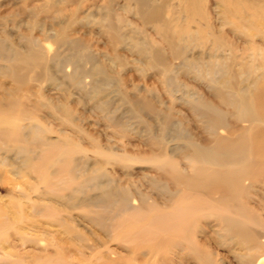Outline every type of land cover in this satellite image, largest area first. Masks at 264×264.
<instances>
[{
	"label": "rangeland",
	"instance_id": "obj_1",
	"mask_svg": "<svg viewBox=\"0 0 264 264\" xmlns=\"http://www.w3.org/2000/svg\"><path fill=\"white\" fill-rule=\"evenodd\" d=\"M153 7L142 21L139 9ZM157 47L159 66L147 60ZM14 54L26 71H11ZM219 57L232 70L228 89L199 78L189 62L212 71ZM68 62L90 69L87 83L68 77ZM260 62L264 0H0V264H182L163 249L140 256L129 245L111 261L103 246L138 228L112 229L123 198L165 207L181 187L177 173L195 164L189 142L264 133V123L238 118L221 99L253 93ZM200 86L224 113L214 126L195 102ZM165 158L175 176L160 165ZM28 159L34 167H23ZM255 174L242 179L260 221L246 226L252 234L228 233L202 213L191 221L204 240L198 249L222 264H240L247 247L264 256V169Z\"/></svg>",
	"mask_w": 264,
	"mask_h": 264
},
{
	"label": "bare ground",
	"instance_id": "obj_2",
	"mask_svg": "<svg viewBox=\"0 0 264 264\" xmlns=\"http://www.w3.org/2000/svg\"><path fill=\"white\" fill-rule=\"evenodd\" d=\"M138 12L140 19L145 22L156 15V8H140ZM163 37L165 40L168 39L166 34ZM172 42L170 39L171 45ZM180 46V43L174 42L172 49L176 48L177 50ZM142 48H144L142 52L148 49ZM176 50H174L175 55H180ZM147 52V60L150 63L161 65L159 61H161L163 53L158 47L155 50L149 49ZM14 55V60L8 65L13 69L11 71L19 72L22 69L26 71L25 68H29L28 63H23L19 54ZM258 55L261 56V53ZM191 59L189 62L194 66V72L199 78L212 84H220L221 87L228 89L232 70L230 71V67L225 66L224 58L219 57L215 60L212 71H209L207 66H202V63L196 58ZM68 63L71 66L68 77L76 79L78 82L87 83L85 78H90L92 75L90 69H82L77 64ZM251 70L256 73L250 82L251 87L255 90L253 93L247 95L236 93L235 95V92L229 91L230 98L221 97V99L225 104L234 108L238 118L248 123L255 120L264 123V62L256 64L254 70L253 68ZM196 89L195 102L202 108H206L200 116L211 126H214L219 119L221 121L224 118V113L217 110L207 100L208 95L202 86ZM17 112L20 114V111ZM189 144L194 149L191 151L192 158L195 160V162L193 161L195 164L189 172L179 171L175 176L170 158H165L160 163V165L170 164V172L175 176L178 185L181 186L169 194V199L163 209L157 208L155 211L153 205L145 206V204L127 206V199L123 198L120 211L111 223L112 229L115 231L121 228L122 230L124 227L127 228L128 226L124 225L129 223L133 226L137 225L138 228L135 231H120L121 234L114 239L119 242L115 248L103 246L106 258L113 261L115 257L112 256L118 253L116 249L129 245L131 252L140 256L149 254L154 257L158 251L163 249L164 257H166L165 255L176 257L182 264H189L188 260H193L194 264H222L221 261L214 258L213 252L211 253L207 249H198L199 246L204 245L202 242L204 240L197 239L193 234L191 222L193 216L202 213L216 217L222 221L228 233L239 237L242 236V233L252 234L246 227L248 224L260 226L258 216L248 206L242 179L243 177L252 178V174L255 173L259 175L264 169V133L259 131L248 134V136L238 135L235 139L223 137L210 146L200 141H192ZM245 158L248 162H242ZM57 159V161H61L60 157ZM31 163L32 161L28 159L21 164L23 167L27 168L29 165L32 168L34 165ZM221 171L229 173L221 174ZM236 175L239 176L235 177ZM42 176L46 179L44 175ZM253 235L256 236L255 233ZM261 242L264 246V240ZM140 249L146 251L142 252ZM250 251L251 247H247L246 252L240 255V264H264V256H253ZM166 260L167 257L166 259L158 257L156 261L145 262V264H165Z\"/></svg>",
	"mask_w": 264,
	"mask_h": 264
}]
</instances>
